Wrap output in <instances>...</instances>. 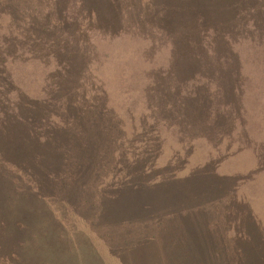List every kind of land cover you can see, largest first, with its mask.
I'll use <instances>...</instances> for the list:
<instances>
[{
	"label": "rangeland",
	"instance_id": "1",
	"mask_svg": "<svg viewBox=\"0 0 264 264\" xmlns=\"http://www.w3.org/2000/svg\"><path fill=\"white\" fill-rule=\"evenodd\" d=\"M77 1L0 0V264H264V0L206 30L216 96L163 73L145 0L112 34Z\"/></svg>",
	"mask_w": 264,
	"mask_h": 264
},
{
	"label": "trees",
	"instance_id": "2",
	"mask_svg": "<svg viewBox=\"0 0 264 264\" xmlns=\"http://www.w3.org/2000/svg\"><path fill=\"white\" fill-rule=\"evenodd\" d=\"M106 1L109 3H105ZM77 2L80 4L83 12L89 13V15L91 14L90 20L93 22V25L97 27L99 32L112 34L117 30L119 22L123 18L125 19L129 14V7L132 3H135V0H78ZM145 2L146 5L150 6L152 10H155V13H157V18H154L155 24H153L152 28H158L163 32L164 37H167L172 44V53L174 51V56L170 61L171 64L163 73L169 74L172 80L174 78L180 84H183L186 79L191 83V86L201 84L202 81L204 84H212L215 96L217 95L216 92L221 89L224 84H227L224 92L230 91L228 88L229 80L226 71L217 69L207 72L203 69L207 64L202 63V60L199 58V53L206 52L205 39L208 37V35L205 34L206 30L214 31V34H219L221 36H223V34L229 35L230 37L233 25L236 20L241 18V13L242 15L247 13V16H249L248 13L253 10V0H145ZM136 3H142L144 5V0H136ZM100 7L103 10L102 13H100ZM136 8L139 9L138 11L142 10V6H136ZM170 13L173 14L176 22L169 20ZM171 29L174 30L171 32ZM53 55L58 58L62 56L57 54ZM64 69L66 70V65ZM178 72H184L183 78L177 75ZM165 78L166 76L164 80ZM61 88L62 87L52 86L47 88L46 95L49 100H45L47 101L46 104H51V106H53V103L58 101V99L50 100L53 97L49 96L52 92L59 93ZM193 94H195V92H193ZM59 101L64 103V101ZM26 102V105H28L29 102ZM1 103H4V101L0 102V104ZM1 106L3 107V105H0V107ZM70 108L71 106L67 104L65 108L66 113H70ZM178 110H180V108ZM46 113L47 115L55 114L54 109L51 108H49ZM197 113V109H194L189 113L183 114L181 117H194L197 116ZM188 114L190 115L187 116ZM55 117L57 118V116ZM71 122L74 124L76 123L74 120ZM183 123H186V121L172 122L171 125L177 126ZM192 124L193 122L187 118V127L190 128ZM95 129L97 130V128ZM10 131H13L12 127L6 124L3 125L2 122L0 123V136H5ZM70 135L74 140L73 145L75 147H83L88 144V140L85 139V136H79L75 131L74 133L71 132ZM94 144L96 143H92L93 146H89L94 149ZM15 163L16 165L18 164V162H14V164ZM3 164L0 158V193H2L6 185L5 176L1 173V169L4 168ZM31 188L33 189L34 187L32 186ZM6 208H10V205ZM3 224L4 222L0 220V228ZM20 226H22L21 222Z\"/></svg>",
	"mask_w": 264,
	"mask_h": 264
}]
</instances>
